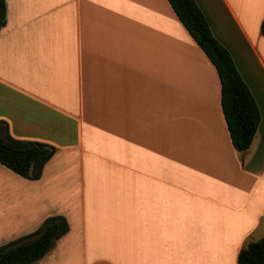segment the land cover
I'll return each mask as SVG.
<instances>
[{"label": "crops", "instance_id": "1", "mask_svg": "<svg viewBox=\"0 0 264 264\" xmlns=\"http://www.w3.org/2000/svg\"><path fill=\"white\" fill-rule=\"evenodd\" d=\"M195 1L258 105L246 151L168 0H6L0 124L56 152L37 180L0 163V245L58 214L68 233L32 264H238L264 236V88L244 53L264 74V0Z\"/></svg>", "mask_w": 264, "mask_h": 264}, {"label": "trees", "instance_id": "2", "mask_svg": "<svg viewBox=\"0 0 264 264\" xmlns=\"http://www.w3.org/2000/svg\"><path fill=\"white\" fill-rule=\"evenodd\" d=\"M178 18L215 66L221 82V105L236 150L250 148L260 112L250 89L238 72L230 52L215 38L195 0H168ZM6 0H0V31L6 25ZM264 36V19L261 24ZM56 152L52 145L15 138L0 124V163L32 180L42 176ZM70 229L63 215L47 217L32 233L0 245V264H32L43 258ZM238 264H264V236L250 242L238 255Z\"/></svg>", "mask_w": 264, "mask_h": 264}, {"label": "rangeland", "instance_id": "3", "mask_svg": "<svg viewBox=\"0 0 264 264\" xmlns=\"http://www.w3.org/2000/svg\"><path fill=\"white\" fill-rule=\"evenodd\" d=\"M208 2H211L212 3V6L215 8V11L217 12V14H221V15H224V10L219 2V0H206ZM219 12V13H218ZM244 53L246 54V66L250 69H253L254 70V73L256 74L257 76V83H255L253 80V82H251L250 80V84H251V87L253 88V90L256 92L257 94V91L260 92L262 87L261 85L263 86L264 88V74L263 72L261 71L259 65H258V62L256 61V58L255 56L253 55L252 51L249 50L248 48H244ZM241 65V64H240ZM245 71V70H244ZM260 85V86H258ZM263 90V89H262ZM259 101H260V106L262 107V109L264 108V98H259ZM54 247V246H53Z\"/></svg>", "mask_w": 264, "mask_h": 264}, {"label": "snow or ice", "instance_id": "4", "mask_svg": "<svg viewBox=\"0 0 264 264\" xmlns=\"http://www.w3.org/2000/svg\"><path fill=\"white\" fill-rule=\"evenodd\" d=\"M100 264H103V261L102 260L100 261Z\"/></svg>", "mask_w": 264, "mask_h": 264}]
</instances>
